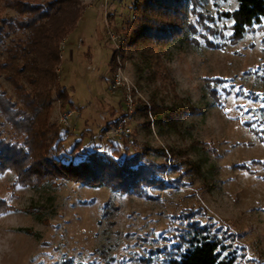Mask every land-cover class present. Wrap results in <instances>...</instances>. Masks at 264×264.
Listing matches in <instances>:
<instances>
[{
  "label": "rangeland",
  "instance_id": "rangeland-1",
  "mask_svg": "<svg viewBox=\"0 0 264 264\" xmlns=\"http://www.w3.org/2000/svg\"><path fill=\"white\" fill-rule=\"evenodd\" d=\"M75 1L85 9L61 45L58 73L73 106L53 93L46 139L56 124L71 134L66 152L83 134L87 151L149 152L167 183L140 197L60 178L18 185L8 169L0 176V199L11 208L0 215V264H169L194 221L224 236L235 264H264V23L234 40L224 14L237 0H206L179 22L180 36L153 51L130 42L137 0ZM16 16L0 13V26ZM17 37L5 38V48ZM1 89L19 102L0 72ZM153 107L191 114L176 130L160 126ZM11 129L0 116L1 137L15 144Z\"/></svg>",
  "mask_w": 264,
  "mask_h": 264
},
{
  "label": "trees",
  "instance_id": "trees-1",
  "mask_svg": "<svg viewBox=\"0 0 264 264\" xmlns=\"http://www.w3.org/2000/svg\"><path fill=\"white\" fill-rule=\"evenodd\" d=\"M205 1L137 0L135 17L128 24L132 32L131 45L142 43L146 48L152 45L150 50L153 51L167 46L182 34L179 22L187 19L189 11L192 13L201 8ZM0 4V13L9 9L17 14L15 18H1L0 52L5 48V38L19 32L24 35L23 38L12 39V44L4 49L7 57L0 64V72L5 73L6 81L11 84L19 101L13 102L6 90H0V116L10 123L11 138L17 139V144H11L1 137L0 132V176L13 168L18 185L34 183L36 187L44 182L53 184L60 178L92 188L105 186L112 191L140 197L147 195V188L164 189L167 183L162 176L165 167L146 160L149 152L130 154L127 149H117L111 156L87 151L85 134L71 151L66 152L63 144L65 137L71 134L68 132L64 137V129L56 124L52 125L55 134L46 139L49 137L45 128H48L53 93L65 103V107L68 103L73 106L68 90L61 86L59 80L61 45L76 27L85 8L75 0H0ZM224 15L233 20V39L240 40L264 23V0H237V9ZM160 16L170 20L164 21ZM116 58L114 55L113 67L117 66ZM190 114L186 107L170 110L153 107L152 116L160 126L177 130L182 119ZM20 143L21 148L18 147ZM123 155L125 157L120 160ZM27 164L30 165L28 168ZM193 169L197 170L195 164ZM10 209L0 199V215ZM182 239L187 243L186 248L179 245L176 252L179 257L170 260L169 264H235L237 260L236 252H230L224 236L198 221L190 224L186 237Z\"/></svg>",
  "mask_w": 264,
  "mask_h": 264
},
{
  "label": "snow or ice",
  "instance_id": "snow-or-ice-1",
  "mask_svg": "<svg viewBox=\"0 0 264 264\" xmlns=\"http://www.w3.org/2000/svg\"><path fill=\"white\" fill-rule=\"evenodd\" d=\"M225 87H227V86L225 85ZM236 91H238V90H236ZM238 110H241L242 113L247 111V109L244 107V105H239ZM225 111L228 112V111H231V110L230 109H225ZM253 118H255V117H253ZM217 251H219V249H217ZM224 255H227V253L225 252Z\"/></svg>",
  "mask_w": 264,
  "mask_h": 264
},
{
  "label": "built area",
  "instance_id": "built-area-1",
  "mask_svg": "<svg viewBox=\"0 0 264 264\" xmlns=\"http://www.w3.org/2000/svg\"><path fill=\"white\" fill-rule=\"evenodd\" d=\"M71 115H72V113L68 114L66 117H64V118L62 119V121H63L65 124H67V119H68V117H70Z\"/></svg>",
  "mask_w": 264,
  "mask_h": 264
}]
</instances>
